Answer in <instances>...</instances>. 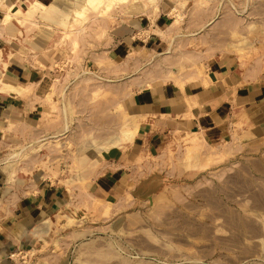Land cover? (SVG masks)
Segmentation results:
<instances>
[{
  "label": "rangeland",
  "instance_id": "1",
  "mask_svg": "<svg viewBox=\"0 0 264 264\" xmlns=\"http://www.w3.org/2000/svg\"><path fill=\"white\" fill-rule=\"evenodd\" d=\"M157 1L116 0L107 6V0H101L98 5H84L77 21H88L91 12L107 15L121 4L150 6ZM173 1L177 26L169 33L173 39L179 35L170 46L174 58L163 62V54L149 56L148 66L155 72L202 71L203 62L197 65L190 53L213 51L219 45L222 35L217 27L208 26L203 27L200 41L189 45L182 41L192 33L185 25L188 6H204L212 16L220 13L230 26L228 37L238 38L245 47L262 17L256 6L264 2ZM220 3L225 8L214 10ZM240 23L246 25L242 32ZM143 54H135L134 67ZM206 57L204 62L210 59ZM60 67L52 87L56 102L35 128V136L14 133L4 138L0 150L10 163L13 183L59 179L68 191L65 208L41 226L33 246L14 255L15 264H264V142L211 145L186 133L168 139L159 154L133 137L125 145L116 142L117 146L103 149L102 140L124 130L112 125L108 131L105 110L98 104L112 93L106 84L121 71L112 77L100 74L88 59L72 55ZM42 129L51 136L43 137ZM119 165L128 167L136 182L146 180V190L129 188L111 201L88 195L87 181Z\"/></svg>",
  "mask_w": 264,
  "mask_h": 264
},
{
  "label": "crops",
  "instance_id": "2",
  "mask_svg": "<svg viewBox=\"0 0 264 264\" xmlns=\"http://www.w3.org/2000/svg\"><path fill=\"white\" fill-rule=\"evenodd\" d=\"M75 2L0 0V150L4 138L14 133L35 136V128L44 123L56 102L53 81L71 55L88 59L100 74L112 77L121 71L107 82L106 89L112 93L98 104L105 110L107 130L112 125L124 130L102 140L103 149L117 146L116 142L125 145L133 137L159 154L168 139L186 133L211 145L227 141L263 145L264 2L256 6L262 17L245 47L238 38L228 37L229 23L220 13L212 16L204 6H188L185 25L192 33L182 41L188 45L200 41L205 26L217 27L222 36L213 51H192L195 63L203 62L204 69L184 74L166 68L155 72L148 66L149 56L155 54H163V62L174 58L170 46L179 35L173 39L169 33L170 27L177 26L173 0L150 6L121 4L107 15L91 12L88 21L80 23L77 10L88 4ZM221 8L225 5L220 3L214 10ZM239 27L242 32L246 25ZM138 52L144 56L134 67ZM206 56L210 59L204 62ZM100 60L104 65H99ZM42 132L43 137L51 136ZM10 169L0 154V264H15L14 255L34 245L41 226L68 200L61 180L43 178L19 185L13 183ZM87 182L88 195L102 201L114 200L129 188L141 191L148 186L146 180L136 182L124 165Z\"/></svg>",
  "mask_w": 264,
  "mask_h": 264
},
{
  "label": "bare ground",
  "instance_id": "3",
  "mask_svg": "<svg viewBox=\"0 0 264 264\" xmlns=\"http://www.w3.org/2000/svg\"><path fill=\"white\" fill-rule=\"evenodd\" d=\"M101 0H88L87 1V4H92V5H98V2H100ZM114 1H116V0H107V6H108V4L109 3H113ZM118 1V0H117ZM122 1V0H121ZM124 1V0H123ZM126 1V0H125ZM12 8V7H11ZM93 8V7H92ZM82 10L80 9V10H77V13H80ZM82 14V13H81ZM80 14V15H81ZM122 125H124V124H122ZM128 125H129V123H128ZM126 126V125H125ZM100 208H101V206H99Z\"/></svg>",
  "mask_w": 264,
  "mask_h": 264
}]
</instances>
